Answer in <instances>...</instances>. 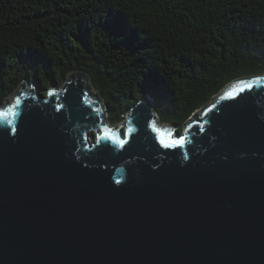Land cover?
Instances as JSON below:
<instances>
[{
  "label": "water",
  "instance_id": "obj_1",
  "mask_svg": "<svg viewBox=\"0 0 264 264\" xmlns=\"http://www.w3.org/2000/svg\"><path fill=\"white\" fill-rule=\"evenodd\" d=\"M89 80L0 104V264H264V73L182 132L149 93L107 125Z\"/></svg>",
  "mask_w": 264,
  "mask_h": 264
},
{
  "label": "trees",
  "instance_id": "obj_2",
  "mask_svg": "<svg viewBox=\"0 0 264 264\" xmlns=\"http://www.w3.org/2000/svg\"><path fill=\"white\" fill-rule=\"evenodd\" d=\"M75 72L110 124L149 93L182 132L227 84L264 73V0H0V104Z\"/></svg>",
  "mask_w": 264,
  "mask_h": 264
},
{
  "label": "rangeland",
  "instance_id": "obj_3",
  "mask_svg": "<svg viewBox=\"0 0 264 264\" xmlns=\"http://www.w3.org/2000/svg\"><path fill=\"white\" fill-rule=\"evenodd\" d=\"M61 84H63V82L62 83H60L59 85H53L50 89H60V86H61ZM29 86H31L30 84H28V88H29ZM62 87V86H61ZM89 87H90V90L94 93V94H96V95H98L99 97H101V95L99 94V92L97 91V90H95V88L93 87V85H92V83H91V81L89 80ZM25 89L24 90H26L27 91V85H25V87H24ZM49 89V90H50ZM49 92V91H48ZM13 95V94H12ZM48 96V95H47ZM98 97V98H99ZM10 98V97H9ZM8 98V99H9ZM102 98V97H101ZM7 99V100H8ZM102 103L105 105V101L103 100V98H102ZM105 109H106V105H105ZM107 110V109H106ZM200 109H198L197 111H199ZM196 111V112H197ZM195 112V113H196ZM192 117V116H191ZM107 118V117H106ZM190 119V118H189ZM160 123H161V126H163V127H171V128H173L172 127V125H170L169 123H162L161 121H160ZM187 123V122H186ZM186 123H185V125H186ZM106 124L107 125H109V126H112V125H110L108 122H106ZM120 125V124H119ZM185 125H184V127H185ZM114 126V125H113ZM115 126H118V125H115ZM99 131H101V128H99Z\"/></svg>",
  "mask_w": 264,
  "mask_h": 264
},
{
  "label": "clouds",
  "instance_id": "obj_4",
  "mask_svg": "<svg viewBox=\"0 0 264 264\" xmlns=\"http://www.w3.org/2000/svg\"><path fill=\"white\" fill-rule=\"evenodd\" d=\"M30 87H31V86H30ZM261 118L264 119V116H262ZM121 123H122V122H121ZM121 123H120V124H121ZM109 124H110V123H109ZM110 125H112V126L114 125V126H115V125H119V124H110Z\"/></svg>",
  "mask_w": 264,
  "mask_h": 264
},
{
  "label": "snow or ice",
  "instance_id": "obj_5",
  "mask_svg": "<svg viewBox=\"0 0 264 264\" xmlns=\"http://www.w3.org/2000/svg\"><path fill=\"white\" fill-rule=\"evenodd\" d=\"M180 143H182V141H179ZM167 146V145H166Z\"/></svg>",
  "mask_w": 264,
  "mask_h": 264
}]
</instances>
